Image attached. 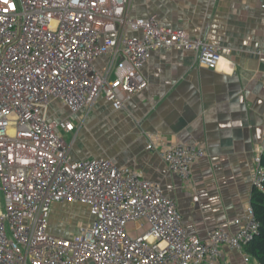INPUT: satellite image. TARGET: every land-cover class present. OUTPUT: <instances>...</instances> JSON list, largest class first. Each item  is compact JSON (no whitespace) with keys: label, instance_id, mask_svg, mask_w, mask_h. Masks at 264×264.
<instances>
[{"label":"built area","instance_id":"built-area-1","mask_svg":"<svg viewBox=\"0 0 264 264\" xmlns=\"http://www.w3.org/2000/svg\"><path fill=\"white\" fill-rule=\"evenodd\" d=\"M129 2L0 0V264H218L223 246L248 260L243 248L258 234L250 206L233 234L215 228L201 241L158 184L112 159L72 160L62 133L74 124L47 119L52 100L71 116L100 97L122 109L146 88L141 68L155 51L191 52L209 70L229 54L154 17H131ZM263 154L264 138L250 176L259 191ZM159 155L187 183L206 154L178 143ZM55 203L85 206L91 223L72 238L50 235Z\"/></svg>","mask_w":264,"mask_h":264},{"label":"crops","instance_id":"crops-1","mask_svg":"<svg viewBox=\"0 0 264 264\" xmlns=\"http://www.w3.org/2000/svg\"><path fill=\"white\" fill-rule=\"evenodd\" d=\"M127 12L154 17L162 27L229 54L209 70L191 52L155 51L141 68L146 88L122 109L100 97L91 110L71 116L52 100L47 119L74 124L71 133H62L72 160L112 159L158 184L175 203L186 233L201 241L215 228L233 234L232 222L250 206L253 158L264 138V0H130ZM149 142L155 149H146ZM178 143L206 154L192 165L187 183L159 155ZM90 223L85 206L55 203L48 231L72 238ZM220 253L218 264H258L226 246Z\"/></svg>","mask_w":264,"mask_h":264},{"label":"trees","instance_id":"trees-1","mask_svg":"<svg viewBox=\"0 0 264 264\" xmlns=\"http://www.w3.org/2000/svg\"><path fill=\"white\" fill-rule=\"evenodd\" d=\"M261 164L264 166V154ZM250 207L258 223V234L243 248V252L258 264H264V190L252 189Z\"/></svg>","mask_w":264,"mask_h":264},{"label":"rangeland","instance_id":"rangeland-1","mask_svg":"<svg viewBox=\"0 0 264 264\" xmlns=\"http://www.w3.org/2000/svg\"><path fill=\"white\" fill-rule=\"evenodd\" d=\"M56 119H58V118H56ZM59 119H60V118H59ZM49 120H50V121H57V120H53V118H49ZM64 137H65L66 140H67V139L69 140V136H64ZM68 140H67V141H68Z\"/></svg>","mask_w":264,"mask_h":264}]
</instances>
